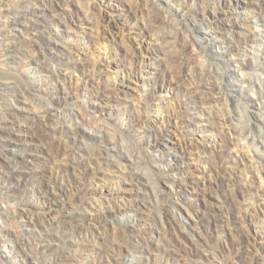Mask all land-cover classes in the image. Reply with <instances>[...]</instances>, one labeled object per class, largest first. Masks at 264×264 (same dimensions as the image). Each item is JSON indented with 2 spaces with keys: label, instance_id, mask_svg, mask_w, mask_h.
<instances>
[{
  "label": "rangeland",
  "instance_id": "1",
  "mask_svg": "<svg viewBox=\"0 0 264 264\" xmlns=\"http://www.w3.org/2000/svg\"><path fill=\"white\" fill-rule=\"evenodd\" d=\"M0 43V264H264V0H0Z\"/></svg>",
  "mask_w": 264,
  "mask_h": 264
},
{
  "label": "bare ground",
  "instance_id": "2",
  "mask_svg": "<svg viewBox=\"0 0 264 264\" xmlns=\"http://www.w3.org/2000/svg\"><path fill=\"white\" fill-rule=\"evenodd\" d=\"M15 21L16 20H12L11 22L15 23ZM160 38L163 40V43L166 46L165 49H163V53L166 56H168V60H171L173 62H177L178 60H176L175 57H176V55L178 53H183L184 52V44H183L184 42L181 39H179L177 33L173 29H170L168 27L162 29V31L160 33ZM7 51H9V48H3L1 43H0V56L1 55L5 56ZM194 73H196V72H194ZM205 76H206L205 72H203L202 70L198 71L197 74H196V77H197V80H198L197 84H199L201 89L202 88H206L209 85L207 80H205V78H206ZM207 99H208V101L210 103H212L213 102L212 100L215 99V96L208 97ZM9 106H11V105L9 104L7 99H5L3 97V95H2V93H0V110H5L7 108L9 109ZM219 118H221V120H224V121L226 119V117L223 116L222 114H219ZM60 119H62L61 116L55 115L54 113L52 114V113H50L49 111H47L45 109L34 110L33 116L30 117L31 122L29 123V125L31 126V128H33L32 130L35 129L34 126L38 127V130H39V128L42 129V128L47 127V126H55L56 124L57 125L61 124ZM35 131H36V129H35ZM37 134H38V132H37ZM134 162L136 163L137 161L134 160ZM15 165H17V164H15ZM9 166H11V165H9ZM19 168H21V167H13L12 166L10 170H17Z\"/></svg>",
  "mask_w": 264,
  "mask_h": 264
}]
</instances>
